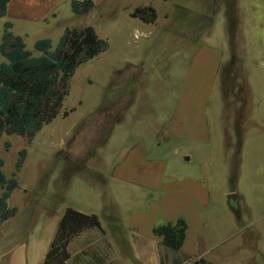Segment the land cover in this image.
Instances as JSON below:
<instances>
[{"label": "rangeland", "instance_id": "rangeland-1", "mask_svg": "<svg viewBox=\"0 0 264 264\" xmlns=\"http://www.w3.org/2000/svg\"><path fill=\"white\" fill-rule=\"evenodd\" d=\"M92 1L94 8L83 16L73 13L70 0H63L57 8L58 17H50L49 25H16V33L29 31L24 40L34 56L40 55L34 49L37 39L48 38L56 47L67 28L92 27L108 41L109 49L76 71L61 114L31 141L16 135L0 139V159L8 179L16 172L21 152H26L16 176L18 188L8 201L17 214L0 227V264H41L67 208L92 210L107 232L114 230L109 215L118 211L110 209L104 200L120 196L103 185L120 159L122 146L130 141L140 138L149 145L159 142L168 148L170 143L164 137L155 139L156 131L163 128L188 58L198 43L209 41L229 47L230 41L232 47L221 74L224 103L218 92L211 106L215 135L220 136L225 116L234 115L233 122L240 117L243 123L252 119L264 126V0H240L242 14L248 10L247 20H254L247 55L263 64L250 83L243 39L237 38L239 18L231 7L236 0H217L210 35L200 40L186 39L182 32H200L210 24L187 14L185 8L209 12L217 8L213 0ZM227 2L228 9L231 7L228 24ZM149 5L158 11L155 25L129 17L135 8ZM4 30L5 21L0 19V38ZM64 112L69 115L64 117ZM255 128L247 130L249 141L244 152H197L188 164L200 175L204 170L215 196V204L207 212L210 215L202 231V245L212 250L223 243L221 254L232 263L264 264V138L257 140ZM150 155L170 158L166 152ZM177 157L181 164V156ZM231 194L238 199H229ZM85 240L99 244L98 235L82 238L72 245L73 256H79ZM232 249L239 253L230 254ZM101 254L107 256V249ZM106 262L108 259L102 264Z\"/></svg>", "mask_w": 264, "mask_h": 264}, {"label": "crops", "instance_id": "crops-1", "mask_svg": "<svg viewBox=\"0 0 264 264\" xmlns=\"http://www.w3.org/2000/svg\"><path fill=\"white\" fill-rule=\"evenodd\" d=\"M62 1L11 0L6 16L1 19L5 21V24L12 25L10 31L14 36L25 39L29 36V31L16 33V25L18 23L49 25L50 17H58L57 8ZM213 3L217 8L209 12L198 11L192 7L185 8L187 14H195L206 19L210 27L200 32H182L181 36L186 39L191 38L189 40L197 37L200 40L204 35H210L219 2L213 0ZM227 4L228 2L225 4L227 24L231 7L234 9L233 13L239 18L237 38L240 41L243 39V58L248 67L246 76L250 83L257 69L263 67L259 59L249 58L247 55L249 28L251 24H254V20H247L248 10L246 14L244 12L245 15L242 14L240 0H236V5L229 6V9ZM129 17L131 18L130 15ZM228 38L230 40L229 34ZM40 39L42 38L37 41ZM189 40H187L188 43ZM231 55L230 41L229 47L218 45V43L214 45L209 41H203L195 46L182 73L174 103L163 128L156 131L155 139L164 137L170 145L168 148L159 142L149 145L144 139L138 138L122 146L120 159L103 185L105 189H115L120 196L119 199L110 196L104 200L110 209L115 208L118 211L115 214L110 212L109 215L114 230L110 233L105 230L98 213L73 208L85 214L97 215L105 234L101 238L98 232L91 231L78 237L70 246L71 254L72 245L82 238L98 235L101 242L98 241L99 244L95 246L94 242L85 240V246L79 256L75 257L72 254L70 264H95V262L102 264L106 259L108 262L104 264H161V238L155 236L153 231L158 226L174 223L179 219H184L188 226L182 253L191 259L184 264L200 259H204L208 264H252V261L230 262L225 254H221L223 243L216 244L212 250L203 247L202 231L207 227L206 222L210 215L207 212L215 204V196L210 185V178H206L204 170H201L200 175L188 166L197 152H244L249 141L247 130L251 126L257 127L254 135L257 136L258 141L264 138V126L252 119L248 123H243L240 117L239 121L233 122L234 115L225 116L220 136L215 135L211 106L218 92L224 103L221 74ZM231 122L234 125L230 124ZM229 136L231 143H228ZM239 140H241L240 144H238ZM152 152H166L170 158L163 155L150 157ZM177 156H181L183 160L181 164L177 162ZM237 217L240 221V216L237 215ZM103 249H107V256L101 254ZM262 251L263 247L260 252L261 257ZM238 253L232 249L230 254ZM170 259L172 261L173 256Z\"/></svg>", "mask_w": 264, "mask_h": 264}, {"label": "trees", "instance_id": "trees-1", "mask_svg": "<svg viewBox=\"0 0 264 264\" xmlns=\"http://www.w3.org/2000/svg\"><path fill=\"white\" fill-rule=\"evenodd\" d=\"M10 1L0 0V19L6 16ZM71 7L75 15L83 16L92 11L94 2L73 0ZM130 16L150 26L155 25L159 17L152 5L135 8ZM11 28V24H5L0 38V139L4 135H16L31 141L61 114L76 71L108 51L109 43L92 27L67 28L56 47L50 39L36 41L34 49L40 55L34 56L24 39L14 36ZM63 115L67 117L69 112ZM25 157L26 152H21L11 179L4 174V161L0 159V227L17 214V209L11 208L8 201L18 188L16 176ZM187 228L186 221L179 219L154 229V235L161 238V264L190 261L191 258L182 253ZM91 231L98 232L101 238L105 234L97 215L67 208L42 264H70L71 244ZM190 264L208 263L200 259Z\"/></svg>", "mask_w": 264, "mask_h": 264}, {"label": "water", "instance_id": "water-1", "mask_svg": "<svg viewBox=\"0 0 264 264\" xmlns=\"http://www.w3.org/2000/svg\"><path fill=\"white\" fill-rule=\"evenodd\" d=\"M229 199L236 201L237 200V195L236 194H231L229 195Z\"/></svg>", "mask_w": 264, "mask_h": 264}]
</instances>
